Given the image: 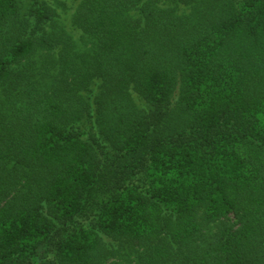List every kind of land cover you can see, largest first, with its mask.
I'll return each mask as SVG.
<instances>
[{
    "label": "trees",
    "instance_id": "obj_1",
    "mask_svg": "<svg viewBox=\"0 0 264 264\" xmlns=\"http://www.w3.org/2000/svg\"><path fill=\"white\" fill-rule=\"evenodd\" d=\"M0 264H264V0H0Z\"/></svg>",
    "mask_w": 264,
    "mask_h": 264
}]
</instances>
